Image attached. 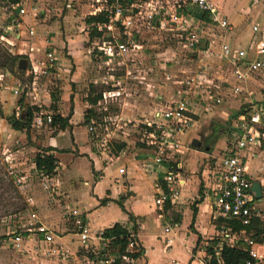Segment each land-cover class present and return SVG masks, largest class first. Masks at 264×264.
<instances>
[{"label": "crops", "instance_id": "crops-1", "mask_svg": "<svg viewBox=\"0 0 264 264\" xmlns=\"http://www.w3.org/2000/svg\"><path fill=\"white\" fill-rule=\"evenodd\" d=\"M211 1L219 14L232 24V30L214 33L215 30H222L209 12L202 14L190 3L178 12L181 15L185 10L190 14L187 22L178 18L174 23L164 22L157 30L164 29L172 32V35H178L185 31L188 24L198 25L200 49L211 46L214 53H217L220 51L221 41L232 46L247 45L254 39L252 25L258 23L264 26V4L260 0ZM161 2L171 4L174 0ZM31 5L38 7L41 17L33 16ZM91 5V0H21L11 5L0 3V26H7L15 19L22 22L18 33L11 31L5 36L10 42L6 47L13 54L27 59V68L23 72L27 80L31 63L43 62L46 52L50 50L57 57L53 73L40 78L36 84L37 89L30 96L14 94L13 88L20 79L12 77L5 82V74L0 73V149L7 151V157L22 155L23 159L27 153L37 151V154L42 149L49 148L56 159L55 173L51 176L42 175L35 169L33 160L36 154L30 159L31 169L42 175L46 184H53L52 191L64 199L60 205L62 224L56 227L58 233H63L58 243L69 250L74 259L64 260V263L55 261L53 264H80L75 260L79 241L72 232L71 217L63 213L65 204L83 210L93 231H104L118 223L126 231L135 233L144 248L139 264H206L211 257L207 248L211 245V240L217 238V219L213 212L210 189L211 173L233 142V137L241 133L237 128V118L246 102L264 101V72L251 74L245 81L238 83L225 59L214 55L199 58L198 52L184 48L181 41H178L179 47L192 53L196 68L188 72L181 71L186 73L182 79L166 73L167 80L164 83L171 87L170 91L164 98L158 88L150 110L139 108L140 111H148L140 116L143 117L140 121L152 120L157 110L178 99L182 89L180 82L189 76L199 77L204 84L203 88L209 87L214 97L221 98V103L211 110L198 106L193 115L194 122L179 135L181 145L175 157L182 164L181 195L176 203L167 202L162 208H157L154 196L158 184H163V172L148 173L142 164L141 158L148 147L138 144L129 149L127 140L117 136L116 140L121 142H114L110 153H101L92 145L87 132L85 112L91 107L87 101L88 92L90 86L97 89L98 84L103 83V76H97L93 72L96 64L90 53V46L96 35H91L92 25L86 23V17L97 15L91 13ZM22 6L26 8L24 14L20 13ZM29 28L34 29V34H29ZM145 32L151 31H143L142 35ZM141 57L139 56L140 59ZM223 66H226L225 73ZM200 71L202 74H197ZM6 73L10 74L8 71ZM237 84L242 87L239 93L233 89ZM242 93L245 95H241ZM21 98L23 99L20 101ZM52 104L56 105L57 112L63 117L69 116V125L65 129L46 125L33 130L36 126L32 122L30 131L26 133L12 128L7 121V117L11 115L24 116L27 105L38 106L43 112H51ZM120 107L121 111L116 116L123 121L129 120L126 100ZM250 127L255 134L239 150V156L246 165L252 186L257 184L261 189L260 199L256 197V191L252 187L251 193L264 214V120L252 123ZM213 133L215 135L212 138ZM10 146L13 148L9 149ZM21 158L19 163H25L26 160L21 161ZM120 168H123L122 173L119 172ZM20 176L26 177L25 174ZM28 196L30 202H33L34 198L30 194ZM261 220L264 225V218ZM166 226L170 227L167 232L164 230ZM38 239L34 236L30 240L34 242L33 252L39 245ZM41 258L42 263L47 261L42 256Z\"/></svg>", "mask_w": 264, "mask_h": 264}, {"label": "built area", "instance_id": "built-area-1", "mask_svg": "<svg viewBox=\"0 0 264 264\" xmlns=\"http://www.w3.org/2000/svg\"><path fill=\"white\" fill-rule=\"evenodd\" d=\"M93 14L103 13L107 17L104 22L91 23V30L97 35L90 46V53L95 60L101 61L103 66L115 71L117 67L125 68V76L131 73L129 64L137 61L140 52H143V44L139 38L143 31H154L163 26V23H174L178 18L187 22L189 13L184 10L179 15V9L184 8L187 3L194 6L200 13L209 12L213 21L224 32L232 30V24L223 15H220L211 0H174L171 4L162 3L161 0H91ZM31 11L35 18L41 17L38 7L31 5ZM26 8L22 6L20 13L24 14ZM22 22L15 19L7 26H0V39L9 44L7 35L13 31L18 33ZM183 31L184 38L182 46L189 50L198 52L199 58L206 56H220L230 64V71L238 83L245 81L251 74L264 72V26L254 23L252 32L254 39L247 45H236L221 41L220 51L214 53L211 46L201 50V36L198 25L188 24ZM29 34H34V29H28ZM6 45V44H5ZM56 54L50 50L46 52L43 62L31 63L28 80L25 83L17 81L13 93L16 95L30 96L37 89L36 84L40 78L48 77L55 70ZM206 70V68H204ZM202 74L198 72L197 74ZM127 77V76H126ZM115 79L113 73L102 77ZM200 78L189 76L180 82V96L165 108L157 110L152 120L141 123L151 127H139V140L144 141L148 151L141 158L142 164L148 173L163 172L162 183L158 184L154 203L157 208H162L167 202L176 203L181 195L182 164L176 160L180 148L179 135L189 128L194 122L193 115L198 106L205 110H211L221 103L220 97H214L209 87L203 88ZM239 93L240 85L233 87ZM178 91V90H177ZM118 89L104 90L102 99L98 105L107 102L109 97L118 95ZM99 108V107H98ZM100 109V108H99ZM106 109V107H103ZM105 117V115H104ZM104 117L96 122L91 120L87 125L92 145L101 153H110L112 143L116 142L117 126L127 125V121L117 118L115 127L109 128L104 124ZM111 117V116H109ZM112 117L110 120L112 121ZM264 120V101L259 103L246 102L237 118V128L241 130L239 135L233 137V142L226 152L220 157L219 163L212 171V202L213 212L217 219V237L219 242L213 250L217 255L218 264H223L219 257L223 243L240 245L244 243L247 258L239 264H264V237L256 240L250 236L247 227L255 219H263L264 214L258 201L251 193L252 182L247 174L246 165L239 156V150L252 140L255 132L251 130L250 124ZM51 112H35L33 124L36 127L49 126ZM123 172V168L119 169ZM48 184L44 183L47 187ZM63 213L71 217L72 232L77 236L79 248L75 254V260L80 264H139L144 248L133 232L120 235L104 234L103 230L93 231L86 221L84 211L76 206L65 204ZM31 221L25 231H12L8 243L12 248H20L24 240L30 241L35 237L39 239V245L35 247L37 255L45 259H55L56 262L73 260L69 250L58 243L63 233L56 234L48 225L41 222L35 212L30 214ZM170 227L166 226L167 232ZM126 238L122 249L120 238ZM40 244H42L40 246ZM212 256V255H210ZM55 262V261H54Z\"/></svg>", "mask_w": 264, "mask_h": 264}, {"label": "rangeland", "instance_id": "rangeland-1", "mask_svg": "<svg viewBox=\"0 0 264 264\" xmlns=\"http://www.w3.org/2000/svg\"><path fill=\"white\" fill-rule=\"evenodd\" d=\"M260 1L264 4V0ZM214 33L224 32L215 30ZM178 35H172V32L164 29L145 32L139 38L143 43V52L138 55L142 57L129 64L131 73L126 75L127 77L125 76L124 67H117L115 71H112L103 66L101 61L94 60L96 66L93 72L95 75L104 76L108 73H113L115 78L106 79L107 83L98 84L97 89L103 91L118 89L119 91L118 95L109 97L107 102H103L99 106V112L105 113L102 122L106 120L104 122L106 126L109 128L115 127L114 123L118 118L116 114L121 111L120 106L126 100V111L129 113L130 119H127V125L123 127L117 126L115 136L116 138L120 136L122 140H127L126 145L129 149L140 144L139 124L143 118H140V116L148 112L140 111L141 108L149 109L155 100L154 98H156L155 94L158 88L161 89L164 98L166 97L165 94L170 91L171 87L164 83L167 80L166 73L175 75L174 78L176 79H182L186 73H181V71L188 72V70L196 68L192 53L178 46V41L180 42L184 38L183 32L181 31ZM203 38L202 40H204ZM5 44L7 43H3L0 39V54L2 47H6ZM17 69H19L18 66ZM218 70L220 73L219 68ZM222 70L224 73L227 72L226 66H223ZM1 72L5 74V78H3L5 82L12 77L20 79L22 83L27 82V77H24L22 72L17 71L16 73L7 74L6 70L0 69ZM150 92L153 93L150 95ZM241 95L245 94L242 93ZM103 107H106V109H103ZM132 109L136 111L132 112ZM109 116L113 118L112 121ZM35 129L37 127H33V130ZM218 129L221 130V128ZM214 135L213 133L211 137L213 138ZM117 141L121 142V140ZM114 144L112 143L113 146ZM8 148L12 149L13 147L10 146ZM3 151L0 149V264H53L56 260L52 258L42 263L41 256L32 251L34 247L33 241L24 240L20 248L16 249L12 248L6 241H8L9 237H12V231H25L24 228L30 224V214L32 212L39 215L41 222L49 225L56 234H59L56 227H60L62 224L60 205L61 203L63 204L64 199H62L63 197L60 194L52 191L53 184H48L45 187L44 177L31 169L32 162L30 159L37 151L25 154L23 159L21 158L22 155L7 157V151ZM20 158L22 159L21 161L26 160V162L20 164ZM23 174L26 177L21 178L20 175ZM27 193L34 198L33 202H30V196Z\"/></svg>", "mask_w": 264, "mask_h": 264}, {"label": "trees", "instance_id": "trees-1", "mask_svg": "<svg viewBox=\"0 0 264 264\" xmlns=\"http://www.w3.org/2000/svg\"><path fill=\"white\" fill-rule=\"evenodd\" d=\"M3 5H11L20 2L21 0H0ZM107 20V17L103 13H98L97 15H91L86 17V23L91 24L94 22H104ZM92 36L97 35L94 31L91 32ZM24 57L21 55H16L10 52L7 47H2V51L0 54V69L6 70L10 73L24 72L20 69H17L19 60ZM102 91L97 90L96 87L90 86L87 101L91 105L89 109L85 112V124H89L91 120H95L99 122L105 115V113H101L98 110V102L102 99ZM23 98L20 99V101ZM51 122L49 123L50 127L65 129L69 125V116L63 117L60 113L57 112V107L55 104L51 106ZM40 108L38 106H29L27 105L24 110V116L19 115H11L7 117V121L12 126V128L17 130H23L26 133L30 131L33 117L35 112H39ZM239 113V112H238ZM1 114V112H0ZM140 128H146L148 131H151V127H147V125L140 123ZM141 145L147 146L144 141H139ZM148 147V146H147ZM49 148H44L40 152H38L34 157L35 169L45 176H51L55 173L56 168V159L54 155L49 152ZM12 184V182H10ZM261 219H255L253 223L247 227V230L250 233V236L256 240H261L264 237V225L261 222ZM126 228L122 227L118 223L114 224L112 227L105 229L104 234L107 236L110 235H120L126 233ZM121 243L122 249L124 248L126 238L119 239ZM211 245L207 248L208 253L212 256L208 259L206 264H218L217 255L215 254L213 247L219 242V238H214L211 240ZM245 244L240 243V245H230L227 243H223V246L220 250L219 257L222 259L223 264H239L241 261L247 258V251L244 249Z\"/></svg>", "mask_w": 264, "mask_h": 264}, {"label": "water", "instance_id": "water-1", "mask_svg": "<svg viewBox=\"0 0 264 264\" xmlns=\"http://www.w3.org/2000/svg\"><path fill=\"white\" fill-rule=\"evenodd\" d=\"M18 68L21 70H26V68H27V59L26 58L22 57L19 60ZM193 143H195V141ZM197 145L199 146L200 142H198ZM206 149L208 150V147H206ZM252 189L256 191V197L260 199L261 194H262L260 187L257 184H253Z\"/></svg>", "mask_w": 264, "mask_h": 264}]
</instances>
